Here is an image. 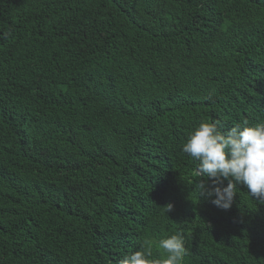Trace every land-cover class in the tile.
<instances>
[{"label":"trees","instance_id":"trees-1","mask_svg":"<svg viewBox=\"0 0 264 264\" xmlns=\"http://www.w3.org/2000/svg\"><path fill=\"white\" fill-rule=\"evenodd\" d=\"M202 120L264 123V0H0V264L171 234L183 264H264V202L199 195Z\"/></svg>","mask_w":264,"mask_h":264},{"label":"clouds","instance_id":"clouds-1","mask_svg":"<svg viewBox=\"0 0 264 264\" xmlns=\"http://www.w3.org/2000/svg\"><path fill=\"white\" fill-rule=\"evenodd\" d=\"M182 152L197 162L194 175L201 178L196 182L199 195L214 197L215 206L229 209L241 184L253 199L264 202V123L244 121L222 132L218 122L202 120ZM154 247L163 250L164 257L152 259ZM186 254L183 236L171 234L158 241L146 239L140 250L126 254L118 264H183Z\"/></svg>","mask_w":264,"mask_h":264}]
</instances>
